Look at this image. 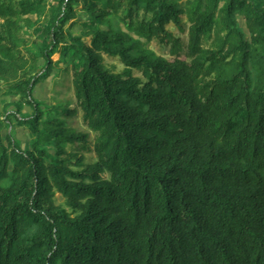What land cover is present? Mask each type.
Masks as SVG:
<instances>
[{"label": "trees", "instance_id": "obj_1", "mask_svg": "<svg viewBox=\"0 0 264 264\" xmlns=\"http://www.w3.org/2000/svg\"><path fill=\"white\" fill-rule=\"evenodd\" d=\"M80 2L0 0V89L33 137L0 133V264H264V0H94L88 43ZM170 25L174 59L146 46L176 53ZM59 45L72 98L42 109Z\"/></svg>", "mask_w": 264, "mask_h": 264}, {"label": "rangeland", "instance_id": "obj_2", "mask_svg": "<svg viewBox=\"0 0 264 264\" xmlns=\"http://www.w3.org/2000/svg\"><path fill=\"white\" fill-rule=\"evenodd\" d=\"M184 0H179V3H181ZM94 0H81V2L78 4L77 12H78V19H73L70 22L67 23L65 29L66 33L68 35H74V36H83L86 38L87 43L90 42V37L86 35V30L89 27L88 22V14L84 12V7L93 3ZM56 5V3H55ZM122 10H125V7L122 8ZM123 15V12L121 16ZM121 16L115 17V25L127 30L125 23L120 19ZM34 22L37 20V16L33 15L32 18ZM49 22L45 20L44 18L41 19L38 23L40 27H44L48 25ZM109 24H103L100 23V28H108ZM170 28L173 29V31L180 36V46L181 48L176 52L173 53L171 51V46H163L160 44H157L156 42L153 43H147L146 46L154 49L158 54L165 55L169 59H174L181 53H186L188 51V36L186 31L180 32L178 28L175 26L170 25ZM26 35H32L33 28H26L25 29ZM37 36L32 35V40L35 39ZM39 46L44 45V40L40 39L38 41ZM59 51L54 53L52 55V59L55 62V70L53 74L43 81V83H40L37 85V87L34 90V98L39 101L41 104V108L45 109L46 106H54L57 102H63L64 100H68L72 98V91L68 93L62 92L60 94L59 92L62 89V86L64 83L65 88H67V85L70 84V81L73 77V71L71 70V65L69 62H67V59L63 57L62 53L60 52L61 45L58 46ZM105 61L108 65L112 66L113 64L118 65V68H122V65L119 64L118 61H115L111 57H106ZM137 74V72H135ZM60 81H62L61 84ZM19 99V97L14 95H6L3 91V89H0V125L1 130L0 133L2 137H5L7 134H10L17 142L19 147L22 150H31L33 148V137L30 134L29 129L17 122V119L15 117V112L17 111V107L15 105V102ZM75 106L74 102L70 103L67 107L71 108ZM33 113V108L29 105H24L21 113L19 114L28 116ZM8 116V118H6ZM77 121V120H75ZM77 126L83 128V125H80V120L77 121ZM76 124V122H74ZM93 138V137H92ZM50 147H53L52 145ZM53 153L55 154V148L53 147ZM87 155L90 157L94 156L93 150H90L87 152ZM58 202H61L63 199L61 195L57 194Z\"/></svg>", "mask_w": 264, "mask_h": 264}]
</instances>
